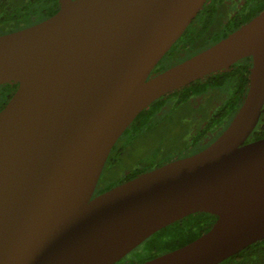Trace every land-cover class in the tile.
Here are the masks:
<instances>
[{"label": "water", "instance_id": "1", "mask_svg": "<svg viewBox=\"0 0 264 264\" xmlns=\"http://www.w3.org/2000/svg\"><path fill=\"white\" fill-rule=\"evenodd\" d=\"M208 0H60L51 17L0 35V264H110L196 212L192 241L140 264H218L264 238V138L242 145L264 102V9L154 75ZM251 56L246 96L190 156L93 196L109 152L158 98Z\"/></svg>", "mask_w": 264, "mask_h": 264}, {"label": "flooded vegetation", "instance_id": "2", "mask_svg": "<svg viewBox=\"0 0 264 264\" xmlns=\"http://www.w3.org/2000/svg\"><path fill=\"white\" fill-rule=\"evenodd\" d=\"M59 7L60 0H0V35L15 32L39 23L54 15ZM263 9L264 0H208L203 4L179 38L156 63L150 75L161 72L226 37ZM188 49L191 50L190 53L182 57L183 51ZM251 66L252 57L245 56L227 68L206 75L207 77L205 79H203L205 76L201 78L203 80L199 84L204 86V88L194 92V94L191 93L185 97L176 93L170 95L168 93L166 94L167 96L164 95L165 97L160 109L155 112H148L149 117L146 119V122H150L152 119L160 120L161 122L174 120L177 124L185 125L190 130V133L187 134L188 142L185 144V147L183 146L181 149L167 152L163 159L155 162L152 166L141 169L136 168L132 172H126L114 184L100 185V174L93 196L121 182L129 180L142 172L163 165L169 161L197 153L213 143L227 128L246 96L250 84L249 75ZM16 86L17 84H13L11 91H9L10 88L7 86L0 88V96L3 94L7 97L0 104V109L6 104L9 97L15 91ZM189 92L186 90L185 95ZM169 100L173 104L171 107L167 106ZM188 102H191V109H194L192 117L190 115L187 116V114L182 115L177 111L172 113L174 108L179 110L181 106H187ZM168 108L169 111H165ZM262 109L263 111L260 113L255 126L243 140L242 145L264 138V102ZM157 114H160V117L156 118ZM189 118L190 120L185 122ZM140 122L137 121L135 126L139 128L137 125ZM184 137L182 136V138ZM115 144L109 152L103 169L107 163H113V160L111 162L109 161V157ZM122 148L123 146L119 145L116 151L120 152ZM156 232L110 264H140L155 256L166 253L167 251L152 255L153 247L148 241Z\"/></svg>", "mask_w": 264, "mask_h": 264}, {"label": "rangeland", "instance_id": "3", "mask_svg": "<svg viewBox=\"0 0 264 264\" xmlns=\"http://www.w3.org/2000/svg\"><path fill=\"white\" fill-rule=\"evenodd\" d=\"M190 51L189 49L183 51L182 57L188 55ZM5 98L6 96L3 94L0 96V104ZM172 105L173 104L169 100L167 106L171 107ZM165 111H169V108ZM175 111L180 112L182 115H190L191 117L194 113V109H191V102H188L187 106H181L179 110L174 108L172 113ZM160 114H157L156 118L160 117ZM189 120L190 118L185 122ZM144 121H146V119H143V123ZM150 123H152V125H150ZM188 129L189 128H186L185 125L183 126L180 123L177 124L174 120L161 122L160 120L152 119L150 122H145L140 128L130 125L128 131L122 134L115 144L109 157V161L111 162V160H113V163H107L105 165L101 173L100 185L114 184L120 180L126 172H132L136 168L141 169L152 166L155 162L163 159L167 152L181 149L183 146L185 147V144L188 142L187 134L190 133ZM182 136L185 137L182 138ZM178 139L181 141H178ZM180 143H182V145H180ZM119 145H122L123 148L120 152H117L116 150Z\"/></svg>", "mask_w": 264, "mask_h": 264}, {"label": "trees", "instance_id": "4", "mask_svg": "<svg viewBox=\"0 0 264 264\" xmlns=\"http://www.w3.org/2000/svg\"><path fill=\"white\" fill-rule=\"evenodd\" d=\"M206 77L207 76H205L203 79H205ZM203 79L195 80L189 85L173 91L168 95L176 93L179 95L181 94L183 97H185L188 94H194V92L200 91L204 88V86L199 84V82ZM13 84L15 85L16 83L10 82L2 84L0 88L7 86L8 88H10L9 91H11V88H13ZM186 90L190 92L185 95ZM165 96H162L151 103L150 108L142 110L130 125L135 126L137 121H141L138 125L140 128L146 122L144 121L143 123V119L145 120L149 117L148 112H155L156 110L160 109ZM6 99L7 97L5 98V100ZM130 125L122 134L128 131ZM214 219L215 216H213L212 214L197 212L187 215L161 228L148 241V243H150L153 247L152 255H156L157 253L166 251L168 252L192 241L193 239L204 233L206 230H208V228L213 224ZM218 264H264V238L248 245L244 249L229 256Z\"/></svg>", "mask_w": 264, "mask_h": 264}]
</instances>
